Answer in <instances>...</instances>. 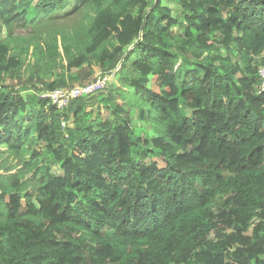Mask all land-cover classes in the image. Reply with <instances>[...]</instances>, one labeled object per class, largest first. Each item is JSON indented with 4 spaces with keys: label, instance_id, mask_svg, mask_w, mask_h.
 <instances>
[{
    "label": "trees",
    "instance_id": "trees-1",
    "mask_svg": "<svg viewBox=\"0 0 264 264\" xmlns=\"http://www.w3.org/2000/svg\"><path fill=\"white\" fill-rule=\"evenodd\" d=\"M263 52L264 0H0V264H264Z\"/></svg>",
    "mask_w": 264,
    "mask_h": 264
},
{
    "label": "rangeland",
    "instance_id": "rangeland-1",
    "mask_svg": "<svg viewBox=\"0 0 264 264\" xmlns=\"http://www.w3.org/2000/svg\"><path fill=\"white\" fill-rule=\"evenodd\" d=\"M163 3H164V0H163ZM178 6V5H177ZM172 12L174 15L176 14H180L181 10L180 8H176V6H173L172 8ZM178 27H174V30L177 32L178 31ZM123 56V53L118 55L115 59V61L108 67L106 68H102V67H98L96 65H86L80 69H77L76 71H74L72 74L73 76H71L70 78H67V79H59L58 78V85L59 87L61 88H72L73 86H80V85H83L85 83H87L88 81H92V80H95L98 76L100 75H103L105 73H110V72H113L114 73V76L111 80V84H109L106 88H104L103 90L101 91H98L96 93H93V94H90V95H87V96H81L79 98H77L73 103H69L68 106H66L64 108V111H69L71 112L72 109H69V106H71V108L73 107H76L77 105H80V104H86L88 109H95L96 107V103L100 100V98L102 96H105V95H112L115 97L113 91L111 90V86H112V83L113 84H117V79H116V75H118V72H117V69H118V62L120 61V59L122 58ZM262 56L264 57V52L262 54ZM260 65H263V64H260ZM259 66V65H258ZM51 79H53L52 77L48 78L47 81H51ZM7 82L10 83V84H13L14 86H19L21 84V80H22V76H21V73H19L18 75L17 74H14L12 76H9L7 79ZM44 80H37V81H33L32 80V86L33 88L32 89H29V90H26V91H23L22 92V95L25 96L26 95V98L28 100H32V96H34V93L43 97L46 93V91H44ZM114 86V85H113ZM38 91V92H37ZM93 109V110H94ZM102 112L104 113V115L107 114V112L105 110H102ZM135 123L138 125V123L140 125H145L147 126V121L145 123L143 122H139L140 120H136L134 119ZM148 127V126H147ZM150 129V126L148 127ZM146 131V128L143 127V131L144 132ZM156 134V132H155ZM154 134V135H155ZM52 171L55 172V173H59L60 171L58 170V167H56V165H52ZM1 173V172H0ZM31 177V173H26L24 175V179H26V181H28V179ZM25 208H23L24 210ZM106 231L107 234H110L112 233V230L111 229H108V228H105L104 229Z\"/></svg>",
    "mask_w": 264,
    "mask_h": 264
},
{
    "label": "built area",
    "instance_id": "built-area-1",
    "mask_svg": "<svg viewBox=\"0 0 264 264\" xmlns=\"http://www.w3.org/2000/svg\"><path fill=\"white\" fill-rule=\"evenodd\" d=\"M257 75L259 78V92L264 91V64L258 66ZM113 76L114 73L110 72L80 86H73L72 88L57 87L45 93L44 97L48 98L53 106L61 110L68 106L71 101L81 96H87L103 90L109 85Z\"/></svg>",
    "mask_w": 264,
    "mask_h": 264
},
{
    "label": "clouds",
    "instance_id": "clouds-1",
    "mask_svg": "<svg viewBox=\"0 0 264 264\" xmlns=\"http://www.w3.org/2000/svg\"><path fill=\"white\" fill-rule=\"evenodd\" d=\"M118 69H119V68H118ZM118 69H117V70H118ZM110 82H111V81H110Z\"/></svg>",
    "mask_w": 264,
    "mask_h": 264
}]
</instances>
